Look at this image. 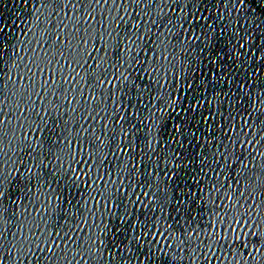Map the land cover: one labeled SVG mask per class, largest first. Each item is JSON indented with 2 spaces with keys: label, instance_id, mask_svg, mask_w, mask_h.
Returning <instances> with one entry per match:
<instances>
[{
  "label": "snow or ice",
  "instance_id": "6c2138e0",
  "mask_svg": "<svg viewBox=\"0 0 264 264\" xmlns=\"http://www.w3.org/2000/svg\"><path fill=\"white\" fill-rule=\"evenodd\" d=\"M0 264H264V0H10Z\"/></svg>",
  "mask_w": 264,
  "mask_h": 264
},
{
  "label": "water",
  "instance_id": "95a60500",
  "mask_svg": "<svg viewBox=\"0 0 264 264\" xmlns=\"http://www.w3.org/2000/svg\"><path fill=\"white\" fill-rule=\"evenodd\" d=\"M11 6L12 5H11L10 0H0V11H4L5 15L7 14V12L5 10L10 9Z\"/></svg>",
  "mask_w": 264,
  "mask_h": 264
}]
</instances>
